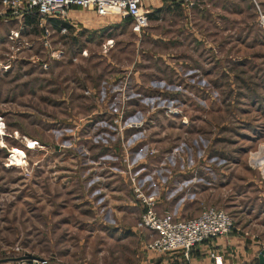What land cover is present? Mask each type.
I'll return each instance as SVG.
<instances>
[{"label": "rangeland", "instance_id": "rangeland-1", "mask_svg": "<svg viewBox=\"0 0 264 264\" xmlns=\"http://www.w3.org/2000/svg\"><path fill=\"white\" fill-rule=\"evenodd\" d=\"M158 1L139 34L0 5V264H177L146 249L132 176L264 243V0Z\"/></svg>", "mask_w": 264, "mask_h": 264}, {"label": "built area", "instance_id": "built-area-1", "mask_svg": "<svg viewBox=\"0 0 264 264\" xmlns=\"http://www.w3.org/2000/svg\"><path fill=\"white\" fill-rule=\"evenodd\" d=\"M180 1L187 8L193 5V0ZM0 5L13 14L36 11L40 24L49 16L66 17L72 7L89 9L99 17L130 18V29L136 34L143 30L149 14L143 0H0ZM131 181L142 205L137 227L152 234L146 241L147 250L178 252L188 260L189 252L195 246L225 235L234 227L228 212L217 206H205L197 216L190 218L176 217L171 210L160 212L156 195L144 193L136 177L132 176ZM208 256L217 264L222 261L213 250H209Z\"/></svg>", "mask_w": 264, "mask_h": 264}, {"label": "crops", "instance_id": "crops-1", "mask_svg": "<svg viewBox=\"0 0 264 264\" xmlns=\"http://www.w3.org/2000/svg\"><path fill=\"white\" fill-rule=\"evenodd\" d=\"M143 5L145 8L149 9L150 12L156 7H159L160 4L158 0H143ZM96 16L97 15L93 10L70 8L67 12L66 18L69 19L70 22L74 21L76 23H79L80 25H84L87 27L106 25L112 18L97 16L101 19H96ZM195 180L200 181V178H191L185 183H194ZM194 189L196 188L194 187ZM192 197L195 198V193L192 194ZM183 201H185V198L180 199V201L176 204V207L171 210L174 212L176 217H179V215L177 214V209L181 207ZM199 212L194 216H197ZM147 234L148 238H150L152 235L148 231ZM255 237L256 235L254 234L238 235L237 233H233L228 235H221L207 243L204 242L195 246L189 252L188 260H185L188 261L189 264H217L208 256L209 250H213L221 256L222 261L220 264H258V254L264 248V243L256 241ZM164 254H167L168 258L170 257L169 259L166 258L169 262H175L173 260H176L178 263H180L181 261L184 262L183 256H175L176 254L171 253Z\"/></svg>", "mask_w": 264, "mask_h": 264}, {"label": "trees", "instance_id": "trees-1", "mask_svg": "<svg viewBox=\"0 0 264 264\" xmlns=\"http://www.w3.org/2000/svg\"><path fill=\"white\" fill-rule=\"evenodd\" d=\"M169 1H172L173 2V5H175V6H179V5L182 6L180 0H169ZM166 7L168 8L169 6H166ZM170 7H172V5ZM72 8H79V7H72ZM160 10H161L160 8H156V9L151 10L149 12V14H148V18L149 19H154V17H157V14H158V12H160ZM23 16H24V19L23 20H24V26H25V28H28L30 26L33 27V28H36V27L38 28V26H39V20H38L36 11H33L32 16H29L28 13H23ZM122 20H124V22L126 21L130 25V21H131L130 18L121 19V21ZM116 21H120L119 18L118 19L117 18H111L110 22L107 25H115L114 23H116ZM46 24L54 32H61L62 29H65L67 31H73L74 30L73 29V26L70 23V20L67 19V18H62V17H57V16H49V17L46 18ZM110 27L111 26L102 28L103 30L105 29V31H103V33L106 32V30L111 29ZM203 188L206 189L205 187H203ZM228 214L232 217V215L230 213H228ZM205 243H207V242H205ZM173 254H176L175 256H182V254L181 253H178V252H175ZM174 261L177 264H181V263H178L176 260H174ZM183 264H189V262L186 261L185 258H184Z\"/></svg>", "mask_w": 264, "mask_h": 264}, {"label": "water", "instance_id": "water-1", "mask_svg": "<svg viewBox=\"0 0 264 264\" xmlns=\"http://www.w3.org/2000/svg\"><path fill=\"white\" fill-rule=\"evenodd\" d=\"M39 257L35 256H28V263L29 264H40L39 261H41ZM46 264V263H42ZM258 264H264V248L259 252L258 254Z\"/></svg>", "mask_w": 264, "mask_h": 264}, {"label": "bare ground", "instance_id": "bare-ground-1", "mask_svg": "<svg viewBox=\"0 0 264 264\" xmlns=\"http://www.w3.org/2000/svg\"><path fill=\"white\" fill-rule=\"evenodd\" d=\"M28 143H29V145H32V144H33V142H32V141H28ZM29 148H31V146H30ZM15 157H18V155H17V154H15ZM15 157L13 158V160L15 159Z\"/></svg>", "mask_w": 264, "mask_h": 264}]
</instances>
